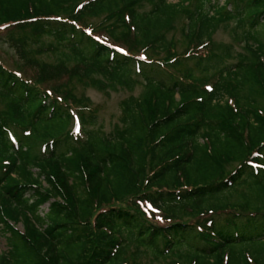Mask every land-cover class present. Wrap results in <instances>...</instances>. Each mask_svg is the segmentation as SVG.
<instances>
[{
	"label": "trees",
	"instance_id": "obj_1",
	"mask_svg": "<svg viewBox=\"0 0 264 264\" xmlns=\"http://www.w3.org/2000/svg\"><path fill=\"white\" fill-rule=\"evenodd\" d=\"M0 35V264H264V0H0ZM78 83L130 92L110 130Z\"/></svg>",
	"mask_w": 264,
	"mask_h": 264
},
{
	"label": "rangeland",
	"instance_id": "obj_2",
	"mask_svg": "<svg viewBox=\"0 0 264 264\" xmlns=\"http://www.w3.org/2000/svg\"><path fill=\"white\" fill-rule=\"evenodd\" d=\"M175 1V0H172ZM223 0H219V3H222ZM92 22H95L98 20V18L91 19ZM180 20L176 23L175 28H173L171 31L168 32V36H171L174 40L177 41L179 38V26ZM214 40L215 42H222L225 44L231 43L232 39L229 35V32L223 29H218V31L214 34ZM179 45V44H178ZM181 48V47H179ZM234 50H239V46H233ZM41 59L55 62L59 58L58 53H52L47 52L40 56ZM0 60L9 68L14 69L18 71L20 69L21 61L16 56L14 50L12 47L8 45V43L3 40V37L0 35ZM69 85L68 87H72V92L76 96L77 100H79L80 96H86L89 98L91 105H97L99 107L98 110V123H102L104 126V129L106 131L110 130L113 123L118 121L119 118V100L129 94L130 92L127 89L120 88L117 91H111L110 95L107 96L103 94L102 92L96 90L95 88L91 86H83L82 84L78 83V85ZM143 89V86L141 84H136L133 90L134 94H139ZM79 109V110H78ZM76 112H81L79 107H75L74 109ZM74 126V125H73ZM47 208L44 206V211H46ZM17 226L21 229V224H17ZM1 227V225H0ZM3 234H0V251L6 249V243L5 239L2 236ZM142 260H144L142 258Z\"/></svg>",
	"mask_w": 264,
	"mask_h": 264
}]
</instances>
